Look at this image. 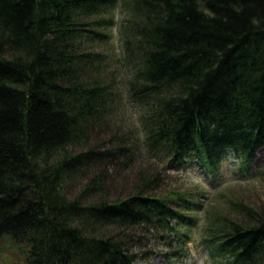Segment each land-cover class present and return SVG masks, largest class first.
I'll return each mask as SVG.
<instances>
[{
    "label": "trees",
    "instance_id": "16d2710c",
    "mask_svg": "<svg viewBox=\"0 0 264 264\" xmlns=\"http://www.w3.org/2000/svg\"><path fill=\"white\" fill-rule=\"evenodd\" d=\"M133 120L148 157L223 177L233 155L264 188V0H0V244L26 264H135L141 231L179 257L196 226L213 264H264L261 195L217 196L227 213L186 193L108 200L110 168L139 158L119 134Z\"/></svg>",
    "mask_w": 264,
    "mask_h": 264
},
{
    "label": "rangeland",
    "instance_id": "374dc122",
    "mask_svg": "<svg viewBox=\"0 0 264 264\" xmlns=\"http://www.w3.org/2000/svg\"><path fill=\"white\" fill-rule=\"evenodd\" d=\"M108 33L111 35L108 49L113 57H117L121 48L118 39V27L109 29ZM127 114V117L134 116V113L130 110ZM135 122L136 120H133V123H125L126 125L121 128L119 134H125L128 140L136 141L141 145L139 158L133 165L127 164L121 166L115 162L114 168H110L108 200L112 202L119 201V199L123 200L126 196L133 194L135 190L136 193L139 192L138 188L140 191L144 190L145 193L149 192V195L161 197L171 196L177 198L180 193H186L189 195V198H194L200 203L202 202L208 209L209 205L212 204L210 201H213L214 204L212 205L215 208L218 207L225 210L227 208V205L224 204L226 198L222 196L223 202H219V199H217V196L224 193L230 198L241 201H245L249 197L253 199L259 195H261V198L255 199L254 202L264 200V188L258 184V181L245 184V180H240L241 177L233 166L236 162L233 155L223 164V177L208 175L194 160H187L178 168H171L168 163L160 160V158L148 157L143 147L142 135L139 132L137 134L133 133V124ZM124 157L125 155L118 156L117 158L124 161ZM105 162L108 164L110 161L106 160ZM255 168L256 170H264V149L258 154ZM153 178L156 179V183L150 186V188H141L144 182ZM82 183L79 180L73 182V197L81 192ZM203 194L205 198L201 199V195ZM91 197L92 195L85 200L89 201ZM223 212L227 213L228 210ZM188 215L196 216L198 224L203 222V211L188 213ZM172 224L175 223L172 222ZM185 231L189 233L190 238H188L189 240L185 238L188 242L184 245L185 248L181 249L183 255L179 257L169 254L170 250L167 248L165 242L158 238V235L162 233L161 231L155 232L154 236L141 231L140 235L144 238L142 244L136 246L134 242L132 245V253L136 254L135 264H213L208 255V250L201 245L200 228L196 226L188 227ZM170 234L171 236L173 235L172 233L168 235ZM173 249H175V245ZM145 253L148 254L146 255ZM0 264H26L25 249L16 245L11 239H5L0 244Z\"/></svg>",
    "mask_w": 264,
    "mask_h": 264
}]
</instances>
